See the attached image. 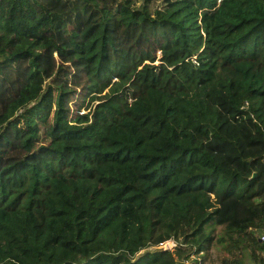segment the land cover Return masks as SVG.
<instances>
[{
  "label": "trees",
  "instance_id": "trees-1",
  "mask_svg": "<svg viewBox=\"0 0 264 264\" xmlns=\"http://www.w3.org/2000/svg\"><path fill=\"white\" fill-rule=\"evenodd\" d=\"M257 231L264 0H0V264H264Z\"/></svg>",
  "mask_w": 264,
  "mask_h": 264
},
{
  "label": "rangeland",
  "instance_id": "rangeland-1",
  "mask_svg": "<svg viewBox=\"0 0 264 264\" xmlns=\"http://www.w3.org/2000/svg\"><path fill=\"white\" fill-rule=\"evenodd\" d=\"M220 233V229L219 228H214L212 231V237L213 240L216 238V236ZM257 233H259V235L264 234L263 232L257 231ZM167 247L171 246V243L168 242L165 244ZM222 251L219 247V245H215L214 243L211 244L209 250L207 252H203L200 254H190L188 255V257H182V259H184V261H189L191 260V258H193V256L197 257L200 259L201 264H219L220 258L222 257ZM243 264H259V263H255L252 262L248 256L246 254L243 255Z\"/></svg>",
  "mask_w": 264,
  "mask_h": 264
},
{
  "label": "built area",
  "instance_id": "built-area-1",
  "mask_svg": "<svg viewBox=\"0 0 264 264\" xmlns=\"http://www.w3.org/2000/svg\"><path fill=\"white\" fill-rule=\"evenodd\" d=\"M259 240L263 241L264 242V234H261L259 236ZM170 242L171 243V246L170 247H167L165 244ZM175 244V241L173 239H168V240H165V241H162L160 242L158 245H156L157 248H165V249H172L173 246Z\"/></svg>",
  "mask_w": 264,
  "mask_h": 264
},
{
  "label": "water",
  "instance_id": "water-1",
  "mask_svg": "<svg viewBox=\"0 0 264 264\" xmlns=\"http://www.w3.org/2000/svg\"><path fill=\"white\" fill-rule=\"evenodd\" d=\"M264 244V242H262Z\"/></svg>",
  "mask_w": 264,
  "mask_h": 264
}]
</instances>
